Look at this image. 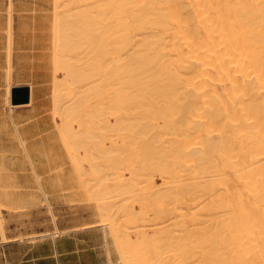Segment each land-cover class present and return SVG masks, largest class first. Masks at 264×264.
I'll list each match as a JSON object with an SVG mask.
<instances>
[{"label":"bare ground","instance_id":"1","mask_svg":"<svg viewBox=\"0 0 264 264\" xmlns=\"http://www.w3.org/2000/svg\"><path fill=\"white\" fill-rule=\"evenodd\" d=\"M54 1L43 53L52 121L122 263L264 264V0ZM7 16L11 101L18 46ZM85 123L90 148L76 137ZM17 135L21 149L0 159L28 176L31 148ZM121 164L119 181L108 173Z\"/></svg>","mask_w":264,"mask_h":264},{"label":"rangeland","instance_id":"2","mask_svg":"<svg viewBox=\"0 0 264 264\" xmlns=\"http://www.w3.org/2000/svg\"><path fill=\"white\" fill-rule=\"evenodd\" d=\"M8 1H10L11 4L10 2L8 3ZM53 1L54 0H0V64L5 60L7 45L6 34L8 28L7 20L9 18L7 15H10L11 12L13 15L15 45L18 46L16 50L18 59L15 63V71L18 75L16 73V80L11 83V86L15 88L26 87L30 84L34 89L31 106H25L28 104H21L14 105L20 106L18 108H12V106H10L12 98L11 101H9L7 95L8 90L6 91V89H8L5 80L6 70L4 71L5 67L0 65V157H2L1 155L10 157L12 152L21 149V144H18L20 143L17 135L18 129L22 134L27 136V145L31 148V165L30 171L27 172L28 176H20L22 172L13 171L10 169L9 165H5L0 159L1 238V226L4 227L5 235L6 232H8L7 229L10 228L28 229L30 235H23L20 233L15 236L6 235V237H16L19 240L29 241L68 235L75 231L84 230V228H95L97 234L93 235L91 239L94 244H98L97 249L100 254V262L102 263L105 261V264H123L121 261L122 259H119L121 257V247L116 244L117 242H113L114 238L111 236L110 226L108 225L107 227V225L99 224L101 218L98 216V210H96L98 209L96 205L97 201L94 203L96 195H93L92 198L89 197L91 192H87L88 185L83 187L84 185L77 180L74 166L67 153L68 150L64 147L65 145L62 143L63 140H61L62 136L58 133L59 131H56L58 128L55 127V123L52 121L51 95L45 89V86H51V81H45L51 70L48 66L49 60L43 53L48 52L46 47L50 45L49 23L52 18L51 15H53ZM81 90L83 91L84 89L80 88V91ZM7 100L11 103H7ZM73 103H75V100L69 102V106L73 105ZM12 113L13 115L11 116ZM13 119H20L21 121L19 123H13ZM59 119L60 118H57L58 124L61 125V120ZM11 122L14 124L15 128L12 126L13 124ZM75 122L78 123L79 121H74V123ZM115 122L114 118H112L113 125ZM88 125L89 124L85 126V129H77L78 131L76 130V133H78H75L76 137H80L81 140L88 143V145H86L87 147H89L91 142L89 137H92L94 134V132H90L92 129L89 126L91 125ZM118 131L108 133L110 137L112 136L113 142L126 139V132L122 133V131ZM96 133L97 132H95V134ZM92 146L93 145H91V149ZM109 146H111V144H109ZM89 148L87 150L91 153ZM112 148H116L115 150L112 149L115 151L113 156H117L119 162L121 152L117 151L116 145H113ZM94 150H96V148ZM94 150H92V152ZM90 153L81 157L85 160H89L90 157H94L92 156L93 154H96V152H94L89 156ZM96 155H98V153ZM123 157L124 155L121 159H123ZM101 169L102 168H100V170ZM104 169H102V171H104ZM108 169L106 173H108ZM125 169L126 167L121 164L113 169V171L111 169L108 174L114 172L116 177L119 178V181L124 180V177L126 178V176H128V170L126 171ZM89 172H91V170ZM16 173H19L20 177H16ZM38 174H41V179L40 181H35L37 180L36 175ZM111 176L113 175L111 174ZM101 177H103V175ZM91 178H93L92 175L89 176V179ZM112 178L115 179V177H110L109 181H112ZM145 182L152 197L155 198L152 182L148 180ZM113 183L114 182H108V185H112ZM158 183H161L160 179H158ZM39 186L40 188L42 187V191ZM88 189L92 188L89 186ZM113 194L115 195V193ZM116 194L118 195V193ZM164 221L166 220H163V222ZM170 224L171 221L164 222L159 226V229H165L169 227ZM126 225H133V218L131 216L128 217ZM119 247L120 249L118 250ZM194 260L191 261L193 262ZM193 264H198V261H195Z\"/></svg>","mask_w":264,"mask_h":264},{"label":"crops","instance_id":"3","mask_svg":"<svg viewBox=\"0 0 264 264\" xmlns=\"http://www.w3.org/2000/svg\"><path fill=\"white\" fill-rule=\"evenodd\" d=\"M7 231V236L30 235L28 229L10 228ZM95 234V228H84L36 241L7 237L12 242L3 244L0 233V264H105V261L100 262L98 244L92 242Z\"/></svg>","mask_w":264,"mask_h":264},{"label":"water","instance_id":"4","mask_svg":"<svg viewBox=\"0 0 264 264\" xmlns=\"http://www.w3.org/2000/svg\"><path fill=\"white\" fill-rule=\"evenodd\" d=\"M30 102V88L16 87L12 89V104L21 105L28 104Z\"/></svg>","mask_w":264,"mask_h":264}]
</instances>
